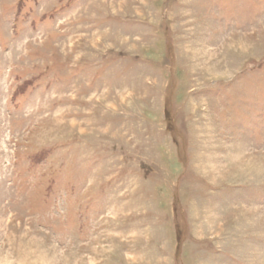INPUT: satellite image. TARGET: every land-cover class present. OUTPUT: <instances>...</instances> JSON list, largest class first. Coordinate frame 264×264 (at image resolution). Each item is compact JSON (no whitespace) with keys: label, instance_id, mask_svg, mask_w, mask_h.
I'll return each mask as SVG.
<instances>
[{"label":"rangeland","instance_id":"374dc122","mask_svg":"<svg viewBox=\"0 0 264 264\" xmlns=\"http://www.w3.org/2000/svg\"><path fill=\"white\" fill-rule=\"evenodd\" d=\"M0 264H264V0H0Z\"/></svg>","mask_w":264,"mask_h":264}]
</instances>
